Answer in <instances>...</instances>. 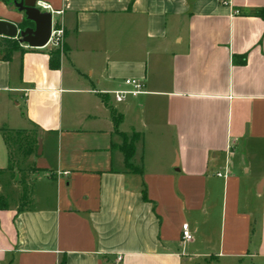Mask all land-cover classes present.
Wrapping results in <instances>:
<instances>
[{"label":"crops","instance_id":"0c3cea01","mask_svg":"<svg viewBox=\"0 0 264 264\" xmlns=\"http://www.w3.org/2000/svg\"><path fill=\"white\" fill-rule=\"evenodd\" d=\"M38 2L59 67L50 44L0 60V128H39L51 189L0 210V264H264V0ZM126 79L143 92L115 103Z\"/></svg>","mask_w":264,"mask_h":264},{"label":"trees","instance_id":"16d2710c","mask_svg":"<svg viewBox=\"0 0 264 264\" xmlns=\"http://www.w3.org/2000/svg\"><path fill=\"white\" fill-rule=\"evenodd\" d=\"M5 5L12 7V3L15 0H0ZM251 15L259 17L264 20V6L258 9H255L251 12ZM19 28H24L30 26L26 21H22L19 25ZM63 47L61 48H51L46 54L48 57V67L51 70L58 69L60 63V56ZM14 52H24V49L21 47L19 42L16 39H9L0 37V60L8 61L11 58V55ZM246 62L245 54L234 55L232 57L233 65L242 66ZM106 96H102L103 101H106ZM111 115L116 126L120 121V115H118L113 109H111ZM39 128L35 125H31L28 129H7L0 128L1 136L3 143L7 151V166L5 169L0 170V174L12 173L14 169L22 170L21 165L25 164L31 157L36 155L37 142L39 139ZM120 151L123 154V160L125 167L132 172L140 173V171L134 169L130 164V159L134 154V140L126 141L123 138L122 144L119 146ZM27 171L30 174L29 184H24V181L21 183V194L18 198L16 204V211L20 212L26 209H29L32 205V187L35 181L36 175L43 169L36 167L33 163L30 162V165H27ZM23 171V170H22ZM26 171V172H27ZM45 171V170H44ZM24 172V171H23ZM142 197L145 199V193L142 191ZM9 207L8 201L0 194V210L6 209ZM63 260L59 264H63Z\"/></svg>","mask_w":264,"mask_h":264},{"label":"water","instance_id":"95a60500","mask_svg":"<svg viewBox=\"0 0 264 264\" xmlns=\"http://www.w3.org/2000/svg\"><path fill=\"white\" fill-rule=\"evenodd\" d=\"M38 0L13 1L12 7L22 15L19 23L0 20V37L16 39L20 45L30 49H39L47 45L51 34L52 14L38 8ZM26 21L30 26L19 28ZM41 154V142H37L36 155Z\"/></svg>","mask_w":264,"mask_h":264},{"label":"rangeland","instance_id":"374dc122","mask_svg":"<svg viewBox=\"0 0 264 264\" xmlns=\"http://www.w3.org/2000/svg\"><path fill=\"white\" fill-rule=\"evenodd\" d=\"M41 10L44 11L43 9ZM0 17H3V15L0 14ZM56 20H57V17L53 16V21H56ZM62 37H63V34H62ZM61 47H62V44L60 48ZM124 138L126 141L130 142L131 140H134L135 142L137 139V136L135 134H131L129 137L124 136ZM249 155L251 158H254V157H257L259 154L257 155L255 153H250ZM32 161H34V165L36 167L40 169H44L42 158H40L39 156H35L32 159ZM28 164L30 165L29 160L25 164L23 163V165L20 166L21 169L23 168L22 170L24 172L22 170L14 169L12 173H5L2 175L0 174V194L4 196V198L8 201L10 205L16 206L18 198L21 194V183L24 181V184L28 185L30 182V174L26 169ZM44 179H45V171L41 170L35 177L32 191L36 189L40 191L42 189L47 194L51 188H49V185L47 187L45 186L46 183H44L45 182L43 181Z\"/></svg>","mask_w":264,"mask_h":264},{"label":"built area","instance_id":"2783aa9c","mask_svg":"<svg viewBox=\"0 0 264 264\" xmlns=\"http://www.w3.org/2000/svg\"><path fill=\"white\" fill-rule=\"evenodd\" d=\"M38 8L43 10H50L48 5L42 4L37 2L36 5ZM54 13V12H51ZM56 14H59V12H55ZM62 34L63 31L61 29V26L58 24L52 22L51 26V34L50 38L48 40L47 44H50L54 48H60L62 44ZM124 86H126L128 89L125 90H117L111 93L112 99L115 103H122L124 102L128 97H136L140 93L143 92V85L141 82L134 80V79H126L123 82ZM218 177H222L223 175L219 172L215 174ZM181 238L184 241H189L191 239V234L188 230V227L186 224H183L181 226Z\"/></svg>","mask_w":264,"mask_h":264},{"label":"flooded vegetation","instance_id":"af4514ba","mask_svg":"<svg viewBox=\"0 0 264 264\" xmlns=\"http://www.w3.org/2000/svg\"><path fill=\"white\" fill-rule=\"evenodd\" d=\"M16 1H18V0H16Z\"/></svg>","mask_w":264,"mask_h":264}]
</instances>
